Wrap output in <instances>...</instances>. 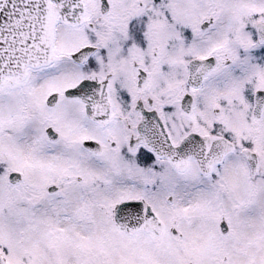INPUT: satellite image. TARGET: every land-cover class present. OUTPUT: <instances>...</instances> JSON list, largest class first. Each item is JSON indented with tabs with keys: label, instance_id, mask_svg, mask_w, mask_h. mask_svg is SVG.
<instances>
[{
	"label": "snow or ice",
	"instance_id": "obj_1",
	"mask_svg": "<svg viewBox=\"0 0 264 264\" xmlns=\"http://www.w3.org/2000/svg\"><path fill=\"white\" fill-rule=\"evenodd\" d=\"M0 264H264V0H0Z\"/></svg>",
	"mask_w": 264,
	"mask_h": 264
}]
</instances>
